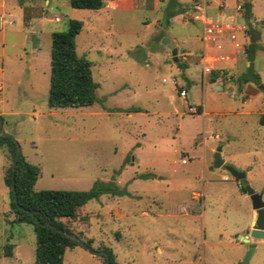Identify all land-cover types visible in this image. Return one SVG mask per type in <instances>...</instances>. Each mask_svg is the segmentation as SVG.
Instances as JSON below:
<instances>
[{"label": "rangeland", "instance_id": "rangeland-1", "mask_svg": "<svg viewBox=\"0 0 264 264\" xmlns=\"http://www.w3.org/2000/svg\"><path fill=\"white\" fill-rule=\"evenodd\" d=\"M249 1L251 17L241 19L245 40L239 35V41L247 47L254 36L258 85L238 81L246 69L243 61L210 82L201 60L202 24L179 17L165 24L168 0H125L115 10L74 8L69 0H51L46 7L45 0H22L24 25L41 31L31 34L40 41L33 51L26 42L28 28L19 15L9 16L12 25L0 31V83L11 112L1 116V130L39 167L33 188L86 190L96 179L111 178L127 191L102 194L87 201L74 220L62 218L79 241L66 249L62 264H106L102 255L82 246L88 240L92 249H111L116 264L241 262L245 244L236 236L252 227L251 201L238 180L212 162L221 146L225 163L246 171L247 182L264 201V125L258 122L264 112L259 88L264 86V0ZM218 11L212 13L217 17ZM71 18L83 23L76 52L91 63L98 100L53 108L47 103L50 33L67 29ZM163 37L176 38L191 51L189 57L179 55L174 62ZM218 45L208 53L230 47ZM27 66L35 85L22 93L17 81L27 75ZM181 87L186 98L179 96ZM131 108L140 111L129 116ZM11 160L0 145V264H40L34 259L32 225L11 221L4 183ZM147 173L153 177H141ZM248 264H264V239Z\"/></svg>", "mask_w": 264, "mask_h": 264}, {"label": "trees", "instance_id": "trees-1", "mask_svg": "<svg viewBox=\"0 0 264 264\" xmlns=\"http://www.w3.org/2000/svg\"><path fill=\"white\" fill-rule=\"evenodd\" d=\"M69 4L74 8L99 9L103 7V0H69ZM182 11L183 6L178 0H168L165 6V24L169 23L171 17ZM243 17L246 20L251 17L249 0L244 3ZM82 25L81 20L71 18L68 19L67 29L50 33L47 96L49 107H80L91 105L98 100L95 92L97 83L92 77L91 63L76 52L75 38ZM253 37L252 43L246 47L249 64L238 77V81L258 85L261 80L253 66V49L256 47ZM225 73L224 71L223 74ZM220 74L221 72L213 70L210 82H215ZM129 111H140V109L131 108ZM258 122L264 125V112L259 114ZM16 144L17 140L9 134L0 137V145L4 146L11 159L15 154ZM38 174L39 167L26 160L22 153L16 160L14 170L11 164L7 168L4 183L9 187V209L13 215L11 221L32 225L35 233L34 259L37 263L62 264L66 249L79 244L76 235L70 231L62 218L74 220L77 217V211L87 201L98 199L102 194L123 195L127 194V191L120 189L112 180L101 179L94 180L90 188L86 190H35L33 187ZM141 177L152 178L153 174L147 173ZM240 189L245 192L241 185ZM10 247V245L6 246L7 255L10 254ZM104 249L108 253L110 263L116 264L111 249L107 247Z\"/></svg>", "mask_w": 264, "mask_h": 264}, {"label": "crops", "instance_id": "crops-1", "mask_svg": "<svg viewBox=\"0 0 264 264\" xmlns=\"http://www.w3.org/2000/svg\"><path fill=\"white\" fill-rule=\"evenodd\" d=\"M178 1H182V0H178ZM185 1H186V4H187L188 0H185ZM18 2L19 3L15 2V0H0V18L3 17L4 20L11 21V24H7V23L1 24L0 23V31H3L7 26L12 25V22L13 21L9 17L10 15H15V14L19 15V17L21 18V21H22V23L24 25L23 11H22L23 10V5L21 3L22 0H18ZM50 2H51V0H45V7H46V5L48 6L50 4ZM186 4L183 7V11L186 8ZM182 12L174 15L171 18L173 19V18L179 17V19H184L186 22H198V21H192L190 19H185L182 16ZM218 12H219V16L216 17V15H215V17L218 18V19L231 20V19H234L235 18V15L232 12V10H230L228 8L227 9L220 10ZM35 19H37V18H35ZM35 19H33V20H35ZM236 19H237V21L239 23L241 22V17H239V18L237 17ZM58 20H59V18L58 19H55V21H58ZM25 27L28 28V30H27L28 31V35L26 37V42L29 45L30 51H33V50H35V47L40 44V41H37V37L36 36H33V40H32V38H31L32 35L31 34L41 33V31L40 30H36V29L29 30V29L33 28V26L31 24H28ZM239 35H242L243 36V39H244V32H242V31L237 32L238 40H239ZM169 39L174 43L175 46H177V48H182L183 49V52L178 53L177 58L180 55V56L183 57L182 58L183 60H186L189 57L191 51L189 49L181 46V44L177 41L176 38H169ZM200 41L202 42V55H201V60H202V63H203V68H204V66L212 65V69H211V71L209 73H211L213 70H217V71H219L221 73L224 72V71L225 72H228L230 68H238V67L242 66V64L241 65L238 64L239 61H243L244 65H246V67L249 64V61L244 62V50L246 51V47L245 46H244L243 49L242 48L241 49L240 48L239 49H236V48H234L232 46V44L230 43V41L227 38H221L215 44L205 43V42H203L201 40V37H200ZM226 42H228L229 45H230L229 49H227L228 46H223L224 47V50H227V51H224V52L218 53V54H209L208 53V50L209 49H213V48L215 49V48L219 47V45H218L219 43H221L223 45V43L225 44ZM240 42L242 43V40H240ZM243 43H244V41H243ZM192 46L193 45H191L190 47H192ZM167 53L169 54V52H167ZM218 56H225L226 59L225 60H217V61H214V62H211L210 59H209V57H218ZM183 67L186 68L187 67V64H183ZM26 69L28 70L27 75L24 78H21L20 80L17 81L18 87H19V89L21 88L20 90H21L22 93H25L26 88H29V87L31 88V87H33V85H35V81L30 77V73H29L30 68H29V66H27ZM203 73H204V70H203ZM3 89H4V86H3V83L1 82L0 83V116L8 115L11 112L10 111L11 109H8L7 106H6V104H5V101L6 100H5V96L3 95ZM21 92H20V94H18V96L20 97V99H24L25 97L22 96V93ZM18 108H20V106ZM130 114H131V111L129 112L128 115L130 116ZM109 180L114 181V179H111V178ZM127 181L128 180H125L123 182V184L126 185L127 184ZM240 191H242V190H240ZM244 193H246V192H244ZM250 201H251V199H250ZM189 203H190L189 205H192L193 202L189 201ZM251 207H252V203H251ZM186 210L188 212V209H186ZM114 212L117 215H119V214H121L122 210H120L118 207H115L114 208ZM256 215H257L256 214V211L252 207L251 208V215H250V221H249L248 228L254 224V220L256 218ZM263 239H264V237L253 240V242L255 243V248L257 247V245L259 243H261L263 241ZM236 242L237 243H241L240 240H238ZM159 250H160V248H159Z\"/></svg>", "mask_w": 264, "mask_h": 264}, {"label": "built area", "instance_id": "built-area-1", "mask_svg": "<svg viewBox=\"0 0 264 264\" xmlns=\"http://www.w3.org/2000/svg\"><path fill=\"white\" fill-rule=\"evenodd\" d=\"M125 0H103V6L115 10ZM246 0H188L185 10L182 12V16L185 19L192 21H198L202 24L201 40L205 43L215 44L221 38H227L232 46L236 49H243L244 45L238 40L237 32H244L245 26L242 22L237 21V17H243L244 3ZM230 9L235 15L234 19H218L212 13V10ZM58 19V18H56ZM0 23L11 24V21L0 18ZM211 62L217 60H225V56L209 57ZM212 69V65L204 66V73H209ZM165 81V79H163ZM187 90L185 87H181L179 96L186 98ZM188 110L194 111L195 107L188 106ZM187 158L181 159L182 163H185Z\"/></svg>", "mask_w": 264, "mask_h": 264}, {"label": "water", "instance_id": "water-1", "mask_svg": "<svg viewBox=\"0 0 264 264\" xmlns=\"http://www.w3.org/2000/svg\"><path fill=\"white\" fill-rule=\"evenodd\" d=\"M261 24H264V20L261 21ZM162 43L170 50L172 60L177 62L178 53L183 52L182 48H177L174 43L168 38L163 37ZM217 87V86H216ZM259 88L264 90V86L262 84L259 85ZM2 128V117L0 116V132ZM3 135H8L7 132L2 131L0 137ZM221 146H218L214 152L213 162L212 165L215 168L223 167L226 169L236 180H238L239 184L244 188L246 194L250 197L252 207L256 211V218L254 220V224L252 225L251 229L246 231L245 235H237L236 238L245 244V255L242 258L239 264H248L249 258L251 254L254 252L255 243L253 242L254 239H259L264 237V201L262 200V194L257 193L247 182L246 174L243 170H237L233 166L225 163L224 159L221 156ZM21 153V149L19 144H16L15 154L13 156L11 166L14 170L16 160ZM14 182V181H13ZM14 190V187H13ZM82 246L86 248L89 253L93 255H102L104 256V262L106 264H111L109 260L108 253L105 249H92L90 245L85 242H81Z\"/></svg>", "mask_w": 264, "mask_h": 264}]
</instances>
